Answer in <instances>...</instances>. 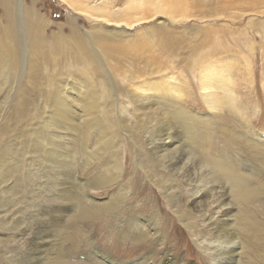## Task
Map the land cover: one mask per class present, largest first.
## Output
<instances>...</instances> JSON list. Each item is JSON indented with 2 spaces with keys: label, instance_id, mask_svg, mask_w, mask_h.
I'll return each instance as SVG.
<instances>
[{
  "label": "bare ground",
  "instance_id": "6f19581e",
  "mask_svg": "<svg viewBox=\"0 0 264 264\" xmlns=\"http://www.w3.org/2000/svg\"><path fill=\"white\" fill-rule=\"evenodd\" d=\"M63 1L90 21L102 22L105 28L81 32L78 20L70 19L58 26L61 29L52 31L53 22L38 9L39 0H31L26 6L25 0H0V197L8 203L0 213L7 236H0V240L15 247L12 254L25 258L20 264H80L78 251L65 249V240L59 243L61 238L51 234L54 231L58 235L75 220L78 239L87 244L88 256L101 261L98 264H188L167 248L168 241L162 240L163 216H143L140 206H134L131 200L132 182H123V175L129 168L127 158L133 159L132 151L141 157H135V172L141 171L151 187L162 192L186 228H195L211 264H247L249 261L241 260L242 254L255 245L244 241L243 231L256 235L264 232V223L258 218L259 212L264 214V202L258 201L264 200V131L259 132L252 121L254 136L247 131L246 121L241 123L245 131L227 128L233 137L228 144L232 148L240 144L236 158L229 152H211L208 144L212 139L204 128V123L225 128L217 122L229 117L222 114L223 104L218 106V91L236 75L231 70L233 62L229 63L228 57L217 61L216 54L203 55L206 64L200 73V89L212 111L203 108V115L200 105L187 102L190 98L178 93L179 101L173 96L177 78H158L157 85L144 82L134 89L123 86L115 75L125 79L122 74L126 70L115 63L113 68L120 70L114 75L106 53L99 47L104 38L112 40L113 33L108 30L111 25L116 29L125 24L131 29L148 24L156 19L159 8H183L192 0H93L94 5L89 0ZM166 15L172 22L193 17L192 13L183 17L174 12ZM188 40L199 41L198 37ZM144 66L140 73L131 70V85L138 74L144 73ZM69 77L79 80L83 90L70 85ZM233 90L228 100L230 108L238 101ZM150 91H156L158 101L164 104L156 105L157 95ZM129 104L132 109L127 107ZM253 105L256 99L244 100L242 109L247 111ZM242 156H248L259 167L242 161ZM78 167L88 176H79ZM23 177L27 184L20 189L18 183ZM179 179L184 185L178 183ZM55 183L61 190L53 195L73 204L53 207L54 218L38 208L26 214L34 197L31 195L29 200L24 192L46 186L50 191ZM107 189L111 193L106 198L99 199L93 192ZM183 191L188 192L186 199L180 195ZM42 197L35 196L40 198L41 208L49 210ZM157 204L155 211L160 209ZM217 211L223 215L217 217ZM26 219L29 225L23 227ZM198 220L209 222V226L204 231L197 228ZM115 221L127 239H159L168 253L157 259L156 253L146 251L133 261L102 251L94 241L96 226L102 223L115 229ZM15 233L21 242L14 238Z\"/></svg>",
  "mask_w": 264,
  "mask_h": 264
},
{
  "label": "rangeland",
  "instance_id": "374dc122",
  "mask_svg": "<svg viewBox=\"0 0 264 264\" xmlns=\"http://www.w3.org/2000/svg\"><path fill=\"white\" fill-rule=\"evenodd\" d=\"M92 1L93 0H89L90 5L95 4ZM30 4L31 0H25V6ZM38 9L41 13L50 16V20L53 22L52 31L61 29L60 27L58 28V26L63 23H68L70 19L78 20L77 22H79L78 24L81 32L92 30L96 27L105 28L101 25L102 22L90 21V19L81 16L63 0H39ZM168 12H174L179 17H183V15L187 13H192L193 17L190 19L183 18L180 22H172L169 16L166 15ZM148 15H150V13H148ZM155 18L156 19L152 22H148V24L134 25L131 29H127L128 27L125 24L116 29H114L115 25H111V27L108 28V30H111L113 33L112 40L104 38L100 42L101 45L99 47L106 53V61L112 73L115 75L120 70L119 67L113 68L115 63L122 65L121 67L126 70V72L122 74L125 79L117 75L115 76L120 79V84L123 86H131V89H134L138 84L144 82H148L152 86L157 85L158 81H160L158 78H177L176 84L178 87L175 92H173V96H175L176 100L181 101L179 96L182 95L183 98H190L187 100L190 104L196 102V105L201 106V110L204 108L203 110L210 111L203 96L204 93H202L204 91L200 89V73L202 67L206 64L203 55L210 57L216 54L214 57L217 61L219 58L227 59L225 57H228L229 63L233 62L231 70L233 74L236 75L233 76L228 85L223 84L222 89L218 91L221 99L218 106L223 104L224 112L222 111V114H229V117L227 120L221 119L217 120V122L220 125H224L225 128L211 127L210 123H204L206 116L203 117L202 123H204V128L207 130L209 138L212 139L208 144L211 152H229L228 155L230 154L239 158L237 151L240 149V144H234L233 148L228 144L227 140L233 139L228 133V130L234 131L242 129L245 131L241 123L246 121V125L248 126L247 131L250 133V136H254L256 130L252 129V123L259 132L264 131V0H192L191 5L184 6L183 8H159V11L155 14ZM61 27H63L64 30H68L66 25H62ZM188 37H198L199 41L192 43L188 40ZM135 62L139 65L135 66ZM144 64H146V66H144ZM142 66H144V73L138 74L139 77L134 74L138 80L131 85L132 79L129 77V73L132 69L140 73ZM238 70L241 71L239 72ZM237 72L240 75L237 74ZM86 77L85 72L83 77L85 81ZM68 83L75 86V88H79L76 89L78 91L83 90L80 88V81L74 79V77H69ZM244 85L246 86L243 87ZM233 88L234 98L238 101L231 104L232 108H230V106H228V100L231 97V90ZM66 91L69 94L71 89L68 87ZM150 93L155 96L157 95L156 91H150ZM178 93H180V95ZM158 97L159 95H157V99L155 100L156 105L164 104V102L158 101ZM255 99L256 105H253L254 107L248 108L247 111L242 109L244 100L254 101ZM239 101H243L241 107H237ZM180 105H182V103H180ZM73 107L77 109L75 101H73ZM127 107L129 109L133 108L131 104ZM203 110L202 114L205 115V111ZM221 118H224V116ZM80 153L78 155H80ZM130 154L133 159L127 158L129 168L123 175V178H125L123 182L133 183H131L133 186L131 191L133 196L131 200L135 204L133 205L140 206L143 216L151 215L152 213L161 214V216H163V226L160 231L161 238L169 242L165 243L166 246L168 245L167 248H169V250L170 248L171 250L173 249L175 251L173 253L177 252V256H179V258L181 256L185 263L211 264L209 261V253L203 250L199 244V238L194 231L195 228H186V224L179 216L175 215L174 209L170 207L167 200L164 199L162 192L153 189L151 187L152 184L148 182L145 175H142L141 171L135 172L137 167V165H135V157L137 156L139 160L141 158L140 153L137 152L133 155L131 151ZM241 160L249 164L253 163L254 167H259L258 164L253 162L248 156H242ZM141 163L146 164V162L144 163L143 161ZM78 175L81 177L88 176L87 173H82L80 168ZM130 175H132V177H130ZM180 180L181 179L178 180V183L184 185V182ZM18 184L20 185V189H22L26 186L27 181L23 177L22 182ZM34 188L35 190L27 189L23 194L29 200L31 195L34 197L30 200L31 206L26 210V214H28L30 210L34 209L36 211L38 208V210L44 212L45 215L54 218L55 214L53 212L55 209H53V207H59L58 205L60 203L64 206L73 204V202H61L60 198L53 195V192H57L56 190H61V186L59 187L57 183L50 187V191H47L45 188L41 190H39L38 187ZM187 189L191 190L189 187ZM31 191L32 193L29 194ZM93 192L99 199L106 198V196H109L111 193L108 189L106 191ZM201 194L202 193L199 195ZM36 195H39V197L43 196L42 202L50 206L49 210L45 211L41 208L40 198H35ZM180 195L186 199L188 192H180ZM258 201L264 202L262 199ZM5 204L8 203H6L5 199L0 197V213L6 210L7 207H4ZM156 204L157 207H160L159 211L154 210V205ZM237 210L240 211V208ZM252 210L256 213L259 211L256 210L255 207L252 208ZM217 212L218 213L215 214L217 217L223 215L222 211ZM26 214H22V216ZM258 218L264 223V214L259 212ZM31 221H34V219ZM1 224L2 222L0 221V236H7L4 234L7 232L6 227L1 226ZM114 224V228L120 231V229H118V222L115 221ZM28 225L29 220L26 219L23 227ZM66 226L67 229L63 231L60 230L63 233L60 232L58 235L53 231L51 233L52 237H60L59 243L65 240L63 244L65 249L72 247L75 251H78L77 254L81 257L80 264H98L101 262L100 260H93V256H88L86 253L87 244H81L76 234V230L79 227L77 222L74 220L71 225L67 224ZM208 226L209 222L205 223L202 220H198L196 227L204 231ZM115 229H109L108 225L101 223V225L97 224L94 231L95 233L93 234L96 236L94 241L98 243L102 251L104 250L108 253H112L119 259L123 258L135 261L146 251H152L154 252L153 254L156 253V257L159 259L165 253H168L166 251L167 248L161 247L162 242L159 239L133 242L124 237L122 234L124 230L118 233ZM31 231H34V228H32ZM247 232V230L243 231L244 235H246L244 241L246 243H252L251 245H255L256 247L254 246L251 248V251L249 250L248 253H243L241 260H247L249 264H264V241H259L260 237L264 239V232H260L259 235L253 234V232ZM262 233L263 235H261ZM168 235L170 237L169 239ZM27 237L31 236L28 235ZM14 238L21 242V238L17 233H15ZM77 240L80 242H77ZM25 241L27 240L25 239ZM0 243V264H20L26 261L24 257L12 254L15 247L12 248L13 246L11 243L4 242V239L0 240ZM144 264L151 263L146 261Z\"/></svg>",
  "mask_w": 264,
  "mask_h": 264
}]
</instances>
